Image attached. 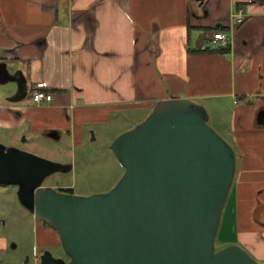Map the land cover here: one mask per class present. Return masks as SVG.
Instances as JSON below:
<instances>
[{"label":"crops","instance_id":"obj_1","mask_svg":"<svg viewBox=\"0 0 264 264\" xmlns=\"http://www.w3.org/2000/svg\"><path fill=\"white\" fill-rule=\"evenodd\" d=\"M216 24L231 38L227 51L206 50ZM3 63L29 93L12 101L17 84L0 83V142L19 147L24 136L35 153L38 137L83 144L88 128H108L119 113L146 118L172 96L224 98L208 112L237 154L221 225L235 232L228 244L264 262V2L0 0ZM37 86L53 100L34 103ZM36 240L38 250L61 245L41 224Z\"/></svg>","mask_w":264,"mask_h":264},{"label":"water","instance_id":"obj_2","mask_svg":"<svg viewBox=\"0 0 264 264\" xmlns=\"http://www.w3.org/2000/svg\"><path fill=\"white\" fill-rule=\"evenodd\" d=\"M203 1V0H201ZM264 2V0H260ZM28 95L27 79L0 64V83ZM112 148L125 166L116 186L79 196L43 185L72 164L0 143V184L59 233L65 255L45 249L39 264H262L243 246L216 249L237 154L187 97L159 100Z\"/></svg>","mask_w":264,"mask_h":264},{"label":"rangeland","instance_id":"obj_3","mask_svg":"<svg viewBox=\"0 0 264 264\" xmlns=\"http://www.w3.org/2000/svg\"><path fill=\"white\" fill-rule=\"evenodd\" d=\"M198 33L197 29L194 30L195 35ZM223 101L224 98L195 100L210 113L214 109H223ZM221 112L224 113V110ZM144 113L141 111L126 115L119 113L108 128L95 127L96 132L94 129L89 131L90 128H88L86 143L83 144L74 145L65 136L57 148L52 139L43 136L38 137L37 149H39V153H32L52 161L72 164V169L68 172H55L49 175L43 185H59L54 189L70 187L73 193L79 196H89L112 190L125 172V166L115 154L112 143L120 134L144 121L146 119ZM209 123L233 146L230 138L216 126L213 118H209ZM18 145L20 149L25 151H29L28 149L33 147L24 136L20 138ZM17 190L15 185L0 184V243H3L0 244V264H38L42 250H40L41 247L38 250L36 243L37 229L40 224L45 225L36 213L29 210L20 201ZM220 226L215 245L217 250L233 244H228V242L235 233L233 229L228 228L226 230L225 227L223 228V221ZM48 249L55 256L68 258L62 245L48 246ZM249 253L251 254V252ZM253 257L258 260L255 256ZM261 263L264 264V262Z\"/></svg>","mask_w":264,"mask_h":264},{"label":"built area","instance_id":"obj_4","mask_svg":"<svg viewBox=\"0 0 264 264\" xmlns=\"http://www.w3.org/2000/svg\"><path fill=\"white\" fill-rule=\"evenodd\" d=\"M237 17L240 21L243 20L242 10L237 14ZM231 42V38L226 31L218 30L212 32L211 42L209 47L212 49L224 50L228 49ZM31 98L34 103H48L51 102L54 98V94L46 88L35 87L31 93Z\"/></svg>","mask_w":264,"mask_h":264},{"label":"trees","instance_id":"obj_5","mask_svg":"<svg viewBox=\"0 0 264 264\" xmlns=\"http://www.w3.org/2000/svg\"><path fill=\"white\" fill-rule=\"evenodd\" d=\"M212 29L214 31H218V30H223L224 31V27H223L222 24H216ZM206 50H216V51H222V52H224V51H227L228 49L219 50V49H212L210 47H207ZM60 190H63V191L68 192V193H73L72 188H69V187L68 188H60ZM37 216L39 218H41L39 215H37ZM42 221H43V223H44L45 226L53 229L58 234L59 240L61 242V238H60V235H59L58 231L53 226H51L47 221H45L44 219H42ZM44 249H48V246H42L40 250H44ZM41 253H42V251H41Z\"/></svg>","mask_w":264,"mask_h":264},{"label":"flooded vegetation","instance_id":"obj_6","mask_svg":"<svg viewBox=\"0 0 264 264\" xmlns=\"http://www.w3.org/2000/svg\"><path fill=\"white\" fill-rule=\"evenodd\" d=\"M28 93H29V91H28ZM60 188H63V187H60ZM60 188H58L57 190H59V191H62V192H65V191H63V190H60ZM65 193H68V192H65ZM44 250H42V252H43ZM41 255V254H40ZM65 257V256H64ZM67 259V258H66ZM68 260V259H67ZM39 264V263H38Z\"/></svg>","mask_w":264,"mask_h":264}]
</instances>
